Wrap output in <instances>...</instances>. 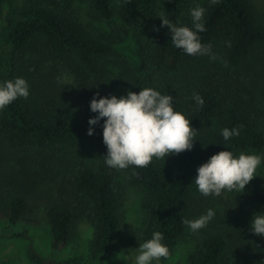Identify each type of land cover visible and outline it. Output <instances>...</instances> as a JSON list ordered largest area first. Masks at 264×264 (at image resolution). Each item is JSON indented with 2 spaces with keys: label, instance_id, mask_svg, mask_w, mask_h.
<instances>
[{
  "label": "trees",
  "instance_id": "1",
  "mask_svg": "<svg viewBox=\"0 0 264 264\" xmlns=\"http://www.w3.org/2000/svg\"><path fill=\"white\" fill-rule=\"evenodd\" d=\"M196 6L206 10L199 35L215 59L185 54L160 24L167 16L192 27L189 10ZM15 77L25 78L30 94L0 109V223L21 226L6 236L27 241L30 262L82 264L40 254L29 234L37 228L48 233L53 251L88 229L96 264L132 252L154 231L163 234L169 257L189 241L185 264H264V238L249 228L264 208V164L242 191L204 196L191 182L197 167L225 147L234 155L264 154L258 0H0V82ZM144 87L173 96L174 109L197 130L192 148L144 167L108 168L102 121L86 134L95 115L89 101ZM226 127L239 135L225 141ZM126 189L141 194L143 210L131 230ZM208 208L215 215L202 229L183 224Z\"/></svg>",
  "mask_w": 264,
  "mask_h": 264
},
{
  "label": "clouds",
  "instance_id": "2",
  "mask_svg": "<svg viewBox=\"0 0 264 264\" xmlns=\"http://www.w3.org/2000/svg\"><path fill=\"white\" fill-rule=\"evenodd\" d=\"M190 11L192 27L177 25L167 16L159 19L166 26L173 46L187 55L209 56L215 59L210 44H203L200 33L204 32L203 16L205 8L196 6ZM29 85L23 77H15L0 82V109L11 104L18 97L29 96ZM96 93L89 101V111L95 113L87 123L86 134H94V126L101 124L102 142L106 146L104 164L108 168L125 169L130 165L147 166L153 158H165L169 155L190 150L197 130L191 127L189 119L174 109L173 96L162 94L152 87L140 88L139 92L126 91L117 97L114 94L99 96ZM197 105L204 100L193 94ZM221 135L225 141L239 135V129L224 128ZM264 164V154L240 152L234 155L229 148L211 155L196 169L191 181L197 191L204 196H219L223 191L243 190L248 182L256 177L258 167ZM264 208L251 217L249 228L253 234L264 237ZM215 209L208 208L195 219H183V224L195 232L205 227L214 217ZM164 237L154 231L150 239L139 243L133 264H154L170 255L168 246L162 243Z\"/></svg>",
  "mask_w": 264,
  "mask_h": 264
},
{
  "label": "rangeland",
  "instance_id": "3",
  "mask_svg": "<svg viewBox=\"0 0 264 264\" xmlns=\"http://www.w3.org/2000/svg\"><path fill=\"white\" fill-rule=\"evenodd\" d=\"M258 4L264 8V0H258ZM124 198L125 222L129 230H131L136 228L143 218V210H141L140 206L141 194L133 189H126ZM20 230H22L20 225L9 229L5 223H0V235H2L0 237V264H33L27 257V241L6 236ZM29 234L32 237L33 247L43 256L62 262L78 257L82 264H96L90 259L88 252V229L84 230L82 235L58 251L52 250L51 239L46 231L36 228L29 230ZM189 246L187 239L181 241L171 257L154 262V264H185L186 251ZM137 247L134 246L133 251L127 254L126 251L121 250L99 264H133V258L137 254ZM68 264L73 263L69 262Z\"/></svg>",
  "mask_w": 264,
  "mask_h": 264
}]
</instances>
